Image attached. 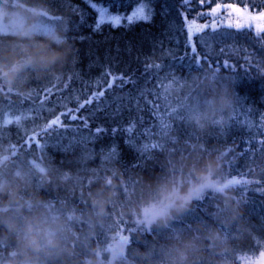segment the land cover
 <instances>
[{
    "label": "trees",
    "instance_id": "1",
    "mask_svg": "<svg viewBox=\"0 0 264 264\" xmlns=\"http://www.w3.org/2000/svg\"><path fill=\"white\" fill-rule=\"evenodd\" d=\"M28 2L47 3L55 14L42 13L37 36L59 31L73 51L62 70L29 78L27 91L0 94V147L20 153L22 160L38 159L37 171L40 164L49 168L53 182L42 185L37 176L34 186L52 210L91 215L89 194L113 193L106 215L92 228V241L114 258L198 224L218 227L237 253H264V32L209 26L189 42L187 30L190 20L203 19L217 4L258 14L264 0H151L148 19L99 29L89 0ZM95 2L112 13L132 10L131 0ZM10 3L14 0H0V7ZM45 26L47 33L40 30ZM57 43L68 47L63 39ZM208 78L230 79L235 104L226 118L205 126L193 118L203 101L201 81ZM100 92L99 100L79 108ZM57 116L61 123L49 127ZM250 152L256 158L246 159ZM209 160L218 165L214 179L240 177L247 183L205 191L166 227L138 225L137 209L155 183L191 179L190 169ZM63 173L70 174L64 175L66 184L58 180ZM225 194L240 206L231 224L220 222ZM121 234L124 248L115 253L112 245ZM244 258L234 255L233 264Z\"/></svg>",
    "mask_w": 264,
    "mask_h": 264
},
{
    "label": "clouds",
    "instance_id": "2",
    "mask_svg": "<svg viewBox=\"0 0 264 264\" xmlns=\"http://www.w3.org/2000/svg\"><path fill=\"white\" fill-rule=\"evenodd\" d=\"M44 12L55 15L44 2L33 5L28 0H14L0 7V94L27 91L24 84L29 78L58 72L69 64L73 50L66 34L62 36L57 31L54 36H37L36 22ZM61 39L68 47L57 43ZM200 91L203 101L194 123L206 126L231 114L235 92L230 79H205ZM39 163L34 157L22 160L20 153L13 156L12 149L0 147V264H119L120 260L123 264H233L234 255L248 257L247 264H260L259 250L237 253L232 240L209 224H198L188 233H173L164 241L133 249L130 255L125 249L122 257L114 258L112 252L106 253L92 241V228L106 215L114 194H89L91 215L74 213L69 217L56 212L34 186L37 176L42 185L53 182L45 164L35 170ZM217 167L215 161L209 160L190 169L191 179L185 181L176 176L160 180L144 201L147 213L138 208L137 214L152 225L166 227L193 200L214 188L213 173ZM64 175L70 174L58 177L61 184L67 183ZM222 208L221 223L231 224L239 219L240 206L230 194L224 195Z\"/></svg>",
    "mask_w": 264,
    "mask_h": 264
},
{
    "label": "snow or ice",
    "instance_id": "3",
    "mask_svg": "<svg viewBox=\"0 0 264 264\" xmlns=\"http://www.w3.org/2000/svg\"><path fill=\"white\" fill-rule=\"evenodd\" d=\"M91 7L98 13V19L95 24V28L99 29L103 24L109 23L113 27L121 26L122 22H126L127 24L131 25L137 20L140 19H148V15L151 11L150 8H148L146 5L150 4L151 0H131L132 2V10L130 12H116L112 13L108 10L106 5L100 4L98 5L95 0H89ZM220 9V5L217 4L216 8L212 9V11L209 13V15H215L217 10ZM226 9L229 11L230 15L234 14L236 16V22L235 24L232 23L231 20L227 21L228 27H251L254 26L257 33L264 32V11L259 12L258 14H252L248 11L247 8H244L243 10L239 7H235L232 4H227ZM209 27V25H197L195 23L188 25V40L191 42L192 36L198 32L202 31L203 28ZM213 29L216 27V23L213 22L211 25ZM42 32L47 33L48 28L42 27L40 29ZM203 39V37H201ZM191 50L195 54L196 53V47L195 44L191 45ZM103 95V92H100L99 94L93 96L90 99H87L84 103L79 104V108H84L85 104H91L93 100H99L100 96ZM62 115H64L62 113ZM77 117L75 115L71 116V119L75 120ZM60 117L57 116L55 119L51 121L52 125H56L59 123ZM160 145L157 144L155 147H159ZM257 154L255 152H250L246 154V159L249 158H256ZM239 183H247V181H239V180H231L230 184L237 185ZM229 185H224L222 187H216L214 186L215 191H223L225 187H228Z\"/></svg>",
    "mask_w": 264,
    "mask_h": 264
},
{
    "label": "rangeland",
    "instance_id": "4",
    "mask_svg": "<svg viewBox=\"0 0 264 264\" xmlns=\"http://www.w3.org/2000/svg\"><path fill=\"white\" fill-rule=\"evenodd\" d=\"M250 13H252V12H250ZM252 14H256V13H252ZM228 20H231L232 23L235 24L236 16L234 14L230 15L229 11L226 8H220L217 10L215 15H208V16L204 17L203 19H192L189 21V24L195 23V24L201 25V26H203V25L211 26L213 24V22H215L216 27H218L220 25H227ZM206 28H203V30ZM249 28H252L253 30L256 31L254 26H251ZM60 123H61V121L59 120L58 124H60ZM214 180H215L214 186H216V187H222L226 184L229 185L228 187L224 188V190H226L228 188H231L232 186H235L233 184H230L231 180L242 181V178L234 177V178H230V179L225 178V179H219V180L214 179ZM147 211H148V209L145 208L144 213L146 214ZM142 224L149 226L151 224V221H146V217L144 220H142V218H140V220L138 221V225H142ZM124 241H125V235L124 234H121L120 236H118V238L115 240V242L112 245L113 252L121 253L122 249L124 248V246H123ZM260 257H261L260 264H264V253H261ZM247 262H248V257L244 258L243 264H247Z\"/></svg>",
    "mask_w": 264,
    "mask_h": 264
}]
</instances>
